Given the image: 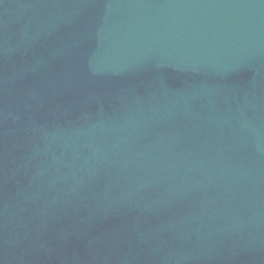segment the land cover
Wrapping results in <instances>:
<instances>
[{
	"label": "water",
	"instance_id": "1",
	"mask_svg": "<svg viewBox=\"0 0 264 264\" xmlns=\"http://www.w3.org/2000/svg\"><path fill=\"white\" fill-rule=\"evenodd\" d=\"M0 264H264V0H0Z\"/></svg>",
	"mask_w": 264,
	"mask_h": 264
}]
</instances>
